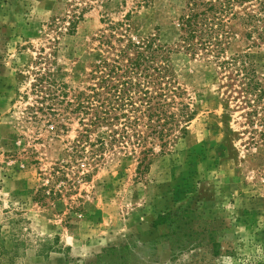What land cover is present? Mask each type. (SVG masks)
Returning <instances> with one entry per match:
<instances>
[{
    "label": "rangeland",
    "instance_id": "374dc122",
    "mask_svg": "<svg viewBox=\"0 0 264 264\" xmlns=\"http://www.w3.org/2000/svg\"><path fill=\"white\" fill-rule=\"evenodd\" d=\"M139 1L0 0V264H264V144H249L246 109L232 101L225 108L213 71L189 56L175 58L197 114L165 153L155 148L148 169L138 172L135 157L118 153L72 188L50 173L65 168L77 123L53 131L33 93L38 71L82 87L103 20L129 11L136 33L159 30L173 42L178 1ZM72 17L79 20L74 32L67 29ZM55 18L66 20L54 25ZM249 46L241 38L234 44L264 73V45ZM40 55L47 58L39 62ZM61 185V197H44ZM188 190L203 203L192 221L199 244L181 251L178 237L153 221L178 213ZM209 228L217 229L218 256Z\"/></svg>",
    "mask_w": 264,
    "mask_h": 264
},
{
    "label": "trees",
    "instance_id": "16d2710c",
    "mask_svg": "<svg viewBox=\"0 0 264 264\" xmlns=\"http://www.w3.org/2000/svg\"><path fill=\"white\" fill-rule=\"evenodd\" d=\"M149 1L139 4L149 5ZM177 1L179 32L173 42L163 41L159 30L136 33L133 11H129L122 20H103L107 24L94 38L96 54L82 87L55 78L51 69L38 71L33 93L53 131L68 132L77 123L76 135L64 151L65 168L53 166L50 172L53 179L68 180L67 188H72L75 178L91 180L112 154L135 157L142 173L157 146L165 153L176 132L187 134L197 109L176 63L179 54L213 71L224 107L229 108L232 101L246 109L249 144H264V73L247 52L234 48L237 38L248 41L249 47L264 45V0ZM65 20L55 18L52 23ZM78 23L72 17L68 31L74 32ZM46 58L40 55L39 62ZM63 188L52 187L44 197H61ZM180 200L178 213H159L153 227L168 238L178 237L175 243L181 251L193 250L199 244L194 242L199 231L192 221L202 199L188 190ZM207 233L212 254L220 255L217 229L209 228Z\"/></svg>",
    "mask_w": 264,
    "mask_h": 264
}]
</instances>
